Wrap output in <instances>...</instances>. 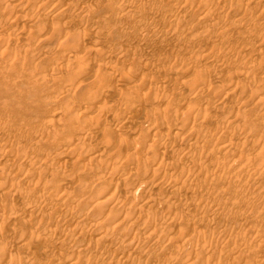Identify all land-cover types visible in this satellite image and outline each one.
Listing matches in <instances>:
<instances>
[{
  "label": "rangeland",
  "instance_id": "obj_1",
  "mask_svg": "<svg viewBox=\"0 0 264 264\" xmlns=\"http://www.w3.org/2000/svg\"><path fill=\"white\" fill-rule=\"evenodd\" d=\"M0 1V264H264V0Z\"/></svg>",
  "mask_w": 264,
  "mask_h": 264
},
{
  "label": "bare ground",
  "instance_id": "obj_2",
  "mask_svg": "<svg viewBox=\"0 0 264 264\" xmlns=\"http://www.w3.org/2000/svg\"><path fill=\"white\" fill-rule=\"evenodd\" d=\"M0 2H2V1H0ZM10 2H11V1H10ZM8 3H9V2H8ZM16 4H18V3H16ZM12 5H13V4H12ZM116 5H117V4H116ZM201 7H202V6H201ZM204 14H205V13H204ZM204 14H203V15H204ZM206 14H207V12H206ZM203 15H202V16H203ZM128 16H129V15H128ZM204 16H205V15H204ZM206 16H207V15H206ZM126 18H128V17H126ZM133 18H135V17L133 16ZM177 18H178V17H177ZM130 19H131V18H130ZM130 19H129V20H130ZM132 20H133V19H132ZM127 21H128V20H127ZM134 21H136V19H134ZM136 22H137V21H136ZM150 22H151V21H150ZM215 23H216V22H215ZM137 24H138V23H137ZM215 25H216V24H215ZM223 25H224V24H223ZM136 26H137V25H136ZM171 26H173V25H171ZM211 26H212V25H211ZM220 27H221V26H220ZM172 30H173V29H172ZM248 30H249V29H248ZM223 31H224V30H223ZM202 32H203V31H202ZM220 32H221V31H220ZM221 33H222V32H221ZM146 34H147V33H146ZM223 34H224V33H223ZM153 35H154V34H153ZM149 37H150V36H149ZM151 37H152V36H151ZM159 39H160V38H159ZM94 50H95L96 52H98V51L100 50V48H98V47L95 48V47H94ZM94 50H93V51H94ZM95 51H94V52H95ZM99 52H100V51H99ZM114 69H115V68L112 67V68L110 69V71H113ZM117 70H118V69H117ZM118 71H119V70H118ZM120 71H121V70H120ZM104 84H105V81L100 82V84L95 85V86L93 87V89H92V90H93V91H92V92H93L92 94H100L101 92H103V86H104ZM127 99H128V100L123 101V103H121V106H119V107H117V108L115 109V116L119 118V121H118L119 124H120L121 122H123L124 120H126V118L129 117L130 112H131V109L133 108V103L135 102V100H133V99H131V100H130L129 98H127ZM106 104H107V103H106ZM136 113H137V112H136ZM92 114H93V113H92ZM97 114H98V113H97ZM97 114H96L95 118L98 116ZM78 116H79V115H78ZM204 116H205V115H204ZM206 116H207V115H206ZM240 116H242V115H240ZM88 117H89V119H90V116H88ZM92 117H93V116H92ZM92 117H91V119H92ZM98 117H99V116H98ZM74 118H75V117H74ZM203 118H204V117H203ZM203 118H202V119H203ZM76 119H77V118H76ZM89 119H87V120L89 121ZM80 120H81V119H80ZM80 120H78V121L81 122L82 120H81V121H80ZM83 120H84V119H83ZM87 120H86V118H85L84 121H86V123H89V122H87ZM177 120H180V119H175L176 122H177ZM205 120H206V117H205ZM97 121H98V120H97ZM180 121H181V120H180ZM182 121H183V120H182ZM79 122H78V124H79ZM124 122H125V121H124ZM176 122H175V123H176ZM177 123H179V122H177ZM80 124H81V126H82L83 121H82V123H80ZM84 124H85V123H84ZM89 124H90V123H89ZM89 124H88V125H89ZM119 124H118V125H119ZM122 124H123V123H122ZM181 124H182V123H181ZM197 124H198V123H197ZM177 125H178V124H177ZM81 126H80V128H81ZM89 126H90V125H89ZM93 126H95V125L93 124ZM119 126H120V125H119ZM192 127H193V126H192ZM76 128H77V130H78V127H76ZM76 128L73 127V129H76ZM174 128H177V127L174 126ZM199 128H201V127H199ZM199 128H198V129H199ZM27 129H28V128H27ZM81 129H83V128H81ZM81 129H79V131H80ZM176 130H177V129H176ZM196 130H197V129H196ZM196 130H195V131H196ZM197 131H198V130H197ZM195 133H196V134H195L196 136H200L199 138H201V136L203 135V134H201V135L199 134V133H202V131H201V132L198 131V132H195ZM21 134H22V133H21ZM191 135H192V134H190V136H191ZM30 137H31V136H30ZM34 137H35V136H34ZM38 138H39V137H38ZM25 139H26V138H25ZM39 139H40V138H39ZM195 139H196V138H195ZM35 140H36V139H35ZM37 141H38V140H36V142L34 141L35 144H33V147H35L36 145H38V142H37ZM193 141H194V140H193ZM197 141H198V140H197ZM34 142H33V143H34ZM191 142H192V141H191ZM36 143H37V144H36ZM39 143H40V140H39ZM188 143H190V142H188ZM28 144L31 145V147H32V143H28ZM193 144H194V143H193ZM189 145H190V144H188V146H189ZM197 145H198V144H197ZM227 145H228V144H227ZM26 146H27V145H25V147H26ZM194 146H195V145H194ZM229 146H230V145H229ZM229 146H228V147H229ZM33 147L30 148V146H29L28 149L30 148V149L32 150ZM190 147H191V146H190ZM225 147H227V146L225 145ZM225 147L222 146V148H224V149L227 150V148H225ZM9 148H10V147H9ZM21 148H23L22 145H21ZM21 148L18 147L19 151H21V152H20V154H19V152H16L17 157H18V154L22 156L25 152H26V153H29V151L27 150V147H26L25 149L23 148L24 150L21 149ZM229 148H230V147H229ZM229 148H228V149H229ZM20 149H21V150H20ZM224 149H223V150H224ZM9 150H11V149H9ZM16 150H17V149H16ZM175 150L177 151V149H175ZM188 150H190V148H189ZM231 150H232V149H231ZM27 151H28V152H27ZM32 151H33V150H32ZM228 151H230V149L227 150V153H228ZM35 152H36V151H35ZM53 152H54V151H53ZM225 152H226V151H225ZM21 153H22V154H21ZM26 153H25L26 156H24V155H23L24 157L22 156V160H23V158L27 157V154H26ZM33 153H34V151H33ZM16 154H15V156H16ZM30 154H31V153H30ZM35 154H36V153H35ZM37 154H38V151H37ZM37 154H36V156H37ZM39 154H40V153H39ZM41 154H42V153H41ZM228 154H230V153H228ZM232 154H233V152H232ZM46 155H47V154H46ZM21 156H20V157H21ZM30 156H31V155H30ZM44 156H45V154H44ZM47 156H48V155H47ZM47 156H46V157H47ZM20 157L17 158V159H21ZM38 157H41V156H38ZM36 158H37V157H36ZM36 158H35V159H36ZM31 159H32V158H31ZM33 159H34V158H33ZM35 159L32 160V162H30L29 165H28V164H27V165H28L29 167H33V166L35 165V162L37 161V160H35ZM239 159H241V158H239ZM22 160H21V161H22ZM25 160H26V159H25ZM232 160H233V159H232ZM245 160H246V159H245ZM245 160L243 159L244 162H245ZM237 161L239 162L238 159H237ZM235 162H236V161H235ZM218 164H220V162H219ZM243 164H244V165L247 164V167H246L247 169H246V168H245V169H246V170H249V169H248V166H249L248 163H243ZM243 164H242V165H243ZM224 165H225V163H224V164L221 163L220 166H224ZM20 166H21V165H20ZM20 166H19V167H20ZM29 167H28V168H29ZM243 167H245V166H243ZM243 167H241V168L243 169ZM235 168L238 169L239 166H238V167H235ZM245 169H244L243 171L246 173L247 171H245ZM238 170H239V169H238ZM238 170H237V171H238ZM2 171H3V170H2ZM243 171H242V172H243ZM0 172H1V171H0ZM2 173H3V172H2ZM140 177H141V176H140ZM137 178H138V177H137ZM3 179H4V178H3ZM135 179H136V177L133 178V180H135ZM95 180H96V179H95ZM103 180H104V179H103ZM140 180H141V179H140ZM133 182H134V181H133ZM136 182H137V181H136ZM139 182H141V181H139ZM81 183H82V182H80V184H81ZM137 183H138V182H137ZM75 184H76V183H75ZM86 184H87V183H86ZM138 184H140V183H138ZM83 185H84V182H83ZM83 185H82V186H83ZM87 185H88V184H87ZM87 185H86V186H87ZM89 185H90V184H89ZM143 185H144V184H143ZM44 186H45V185H44ZM79 186H80V185H78L77 188H79ZM82 186H81V187H82ZM87 187H88V186H87ZM137 187H138V186H137ZM85 188H86V187H85ZM85 188H84V189H85ZM104 188H105V187H104ZM102 189H103V188H102ZM175 189H176V188H175ZM80 190H81V189H80ZM82 190H83V189H82ZM103 190H104V189H103ZM84 191H85V190H84ZM86 191H87V190H86ZM101 191H102V190H100V193H101ZM103 192H104V191H103ZM259 194H260V191H259L257 197H259ZM48 195H49V194H48ZM51 195H52V194H51ZM256 195H257V193H256ZM256 195H255V196H256ZM261 195H262V194H260V196H261ZM49 196H50V195H49ZM52 196H53V195H52ZM52 196H51V197H52ZM45 197H47V196H45ZM250 197H251V196H250ZM263 197H264V196H263ZM253 198H254V197H253ZM48 199H49V198H48ZM249 199H251V198H249ZM249 199H248V197H247V200H249ZM255 199L258 200V198H255ZM255 199H254V201H255ZM127 200H128V199H127ZM252 200H253V199H252ZM42 201H43V200H42ZM47 201H48V200H44L43 203H46ZM77 202H78V201H77ZM98 202L101 203V201H98ZM95 203H96V202H95ZM99 203H97V204H99ZM128 203H130L129 200H128ZM128 203H127V201H126V204H127L126 206L131 208V206H128V205H129ZM122 204H124V203H121V204H120V207L122 206ZM100 205H101V204H100ZM100 205H98V207H94V209L96 208V211H94V212H96V214H97V211H98L99 209L101 210L100 207H101L102 205H101V206H100ZM74 206L76 207V205H74ZM96 206H97V205H96ZM99 206H100V207H99ZM126 206H122V209H125ZM132 206H133V205H132ZM3 208L6 209V207H3ZM88 208H89V207H88ZM98 208H99V209H98ZM130 208H128V209H130ZM136 208H139V207H136ZM211 208H212V211H213V210L216 211V209H217L216 206H215V207H211ZM83 209H85V208H83ZM102 209H103V208H102ZM100 210L98 211V213H100ZM137 210L139 211L138 213H140V212L142 211V210H140V208L137 209ZM80 211H81V210H80ZM102 211H103V210H101V212H102ZM229 211H230V210H229ZM10 212H11V211H10ZM94 212L92 211L90 214H91V215H92V214L94 215V214H95ZM3 213H4V212H3ZM3 213H2V214H3ZM6 213H7V212H6ZM79 213H80V212H79ZM103 213H104V212H103ZM103 213H101V215H102ZM108 213H109V214H105V215H106V216H107V215L110 216V215H111V212H108ZM141 213H142V212H141ZM141 213H140L139 215H141ZM218 213H219V212H218ZM232 213H233V212H231V215H230V214H229V215H230V217H232L231 219H235V218H233V216H235V214H232ZM9 214H10V213H9ZM226 214H227V213L225 212V216L227 217ZM236 214H237V213H236ZM259 214H260V213H258V215H259ZM4 215H5V214H4ZM7 215H8V214H7ZM10 215H11V214H10ZM84 215H85V214H84ZM91 215H87V216L85 215V216H86V217H88V216L92 217ZM99 215H100V214H99ZM99 215H95V217H94V216H93V217L96 219V218L99 217ZM101 215H100V217H102ZM114 215H117V214L115 213ZM232 215H233V216H232ZM240 215H241V214H240ZM258 215L254 216V218L258 217L257 219H259V216H260V215H259V216H258ZM2 216H3V215H2ZM76 216H79V215L77 214ZM76 216H75V217H76ZM97 216H98V217H97ZM137 216H138V215H137ZM141 216H142V215H141ZM237 216H239V215L237 214ZM261 216H262V215H261ZM261 216H260V217H261ZM80 217H81V216L76 217V219H77V218H80ZM90 217H88V218H85V217H84V218H85V220H87V219H89ZM93 217H92V219H93ZM124 217H125V216H123L122 218L124 219ZM139 217H140V216H139ZM226 217H225V218H226ZM235 217H236V216H235ZM240 217H241V216H240ZM84 218H83V219H84ZM103 218H104V217H103ZM103 218H101V221H99L100 219L97 220V222H98L97 224H98V225L95 223V224L98 226V230H99V232L97 233V238H96V239H97V240H96L97 242H98V239H99V238H101L100 240H102V238H104V237L107 236V233H108V226H109L113 221H115V219H116L117 217L114 218V216L112 215V219H111L112 222H111L110 224H109V219H110L111 217H110V218H106V220H105V218H104V219H103ZM238 218H239V217H238ZM252 218H253V217H252ZM254 218H253V220H254ZM262 218H263V217H262ZM262 218H261L260 220H258L259 223H261V222L264 223V221H263L264 218H263V219H262ZM7 219H8V216L1 218L2 221H3V220L6 221ZM76 219H75V220H76ZM81 219H82V217H81ZM90 219H91V218H90ZM92 219H91V220H92ZM135 219H136V218H135ZM141 219H142V217H140V220H141ZM226 219H228V218H226ZM236 219H237V217H236ZM257 219H256V221H254L255 224L253 223V221L250 222V224H254V225L258 226L259 224L257 225V223H256V222H257ZM140 220H138V221H140ZM78 221H80V219H78L77 222H78ZM95 221H96V220H95ZM95 221H94V222H95ZM123 221H126V218H125V220H123ZM123 221L118 222V226H119V224H121V222H123ZM250 221H251V219H250ZM263 223H261L260 227H262V224H263ZM45 224H46V223H45ZM83 224H85V223H83ZM250 224L248 225L249 227H250ZM75 225H76V224H75ZM235 225H236V224H234L233 227H234ZM251 226H252V225H251ZM236 227H237V226H236ZM231 228H232V227H231ZM234 228H235V227H234ZM251 228H252V227H251ZM256 228H257V227H256ZM232 229H233V228H232ZM254 229H255V228H254ZM258 229H260V228H258ZM258 229H255V231H256V230L259 231ZM233 230H235V229H233ZM233 230H232V231H233ZM247 230H248V232H249V229H247ZM261 230H263V229L261 228ZM250 231H252V232L254 233L253 229L250 230ZM68 232H69V231H68ZM152 232H153V231H152ZM152 232L150 233V235H147V236L150 237L151 234H152ZM155 232H156V231H154L153 233H154V235L157 236V234H155ZM246 232H247V231H246ZM246 232H245V233H246ZM258 233H259V235H260V231H259V232H256V236H255V237H257V236L260 237V236L258 235ZM249 234H250V232H249ZM251 234H252V233H251ZM261 234H262V232H261ZM133 235H134V234H133ZM152 235H153V234H152ZM135 236H137V234L134 235L133 238H131L130 240H132V239L134 240V237H135ZM248 236H249V235H248ZM115 237H117V236L115 235ZM115 237H114V238H115ZM149 237H147V238H149ZM154 237H155V236H154ZM252 237H253V236H252ZM258 237H257V238H253V239H255V240H256V239H259ZM118 238H121V237L118 236ZM135 238H136V237H135ZM138 238H139V236H138ZM138 238H137V239H138ZM158 238H159V237H158ZM158 238H157V239H158ZM260 238H262V237H260ZM115 239H116V238H115ZM137 239H135V240H137ZM144 239H145V238H144ZM153 239H155V238H153ZM160 239H161V241L163 240V238H159V240H160ZM253 239H252V240H253ZM262 239H263V238H262ZM151 240H152V239H151ZM126 241H127V240H126ZM126 241H125V242H126ZM149 241H150V240H149ZM154 241H156V240H154ZM154 241H153V243L151 242V243L153 244V245L151 244L152 246H154V243H155V245H157L156 242H158V240H157L156 242H154ZM211 241H212V240H211ZM211 241H210V242H211ZM261 241H262V240H261ZM125 242H123L124 244L122 243L124 246H126V244L131 245V242H132V241H131V242H130V241H129V242L127 241L128 243H127V242L125 243ZM133 242H134V241H133ZM147 242H148V241H147ZM251 242H252V241H251ZM255 242H257V241H254V240H253V243H255ZM259 242H260V240H259ZM263 242H264V241H263ZM134 243H135V242H134ZM138 243H139V242H137V244H138ZM159 243H160V242H159ZM211 243H212V242H211ZM211 243H210V244H211ZM257 243H258V242H257ZM260 243H262V242H260ZM58 244H60V245L63 246V244H65V243H63V241H60V240H59V241H58ZM66 244H67V243H66ZM102 244H103V243H102ZM137 244H136V246H137ZM144 244H145V243H144ZM210 244H209V245H210ZM212 244H214V243H212ZM212 244H211V245H212ZM263 244H264V243H263ZM86 245H87V244H86ZM97 245H99V244H97ZM65 246H66V245H65ZM65 246H64V247H65ZM238 246H239V245H238ZM105 247H106V246H105ZM130 247H132V245H131ZM134 247H135V246H134ZM98 248H99V247H98ZM101 248H102V247H101ZM103 248H104V246H103ZM103 248H102V249H103ZM106 248H107V247H106ZM117 248H120L119 251L121 250V247L118 246ZM138 248H139V246L137 247V249H138ZM243 248H244V247H243ZM96 249H97V248H96ZM107 249H108V248H107ZM135 249H136V248H135ZM135 249L131 250V252H132V251L137 252V250H135ZM139 249H140V248H139ZM239 249H241V247H240ZM98 250H99V249H98ZM115 250H117L116 247H115ZM115 250L113 249V251H115ZM237 250H238V249H237ZM106 251H108V250H106ZM106 251H104V252H106ZM111 251H112V250H111ZM111 251H109V252H111ZM113 251H112V252H113ZM119 251L117 250V252L115 251V252H113L112 254L109 253V255L107 254V252L104 254L103 251H101L102 256H103V258L101 257V258H102L101 261H102V262H105V261H106V262H108V261L110 262L113 258L117 257V255L120 256V254L122 253V251L120 252V254H118ZM138 251H139V250H138ZM238 251H239V250H238ZM238 251H237V255H238V253H239ZM240 251H241V250H240ZM99 252H100V250H99ZM241 252H242V251H241ZM78 253H79V252H78ZM80 253H82V252H80ZM67 254H68V253H67ZM75 254H76V253H75ZM59 255H60V254H59ZM59 255H58V256H59ZM69 255H70V254H69ZM77 255H78V254H77ZM99 255H100V254H99ZM61 256H62V255H61ZM78 256H79V255H78ZM128 256H129V255H128ZM68 257H69V256H68ZM71 257H72V256H71ZM99 257H100V256H99ZM121 257H122V256H121ZM57 258H58V257H57ZM76 258H77V257H76ZM195 258H196V257H195ZM195 258H194V261L192 260L191 263H189V264H192V262H195V261L198 259V258H196V260H195ZM238 258H239V257H238ZM238 258H237V260H238ZM78 259H80V257H79ZM78 259H76V260L78 261ZM98 259H100V258H98ZM132 259H133V258H132ZM132 259H131V260H132ZM192 259H193V258H192ZM262 259H263V258H262ZM81 260H82V258H81ZM81 260H80V261H81ZM199 260L201 261V259H198V262H199ZM263 260H264V259H263ZM74 261H75V260H74ZM80 261H79V262H80ZM85 261H86V260H85ZM247 261H249V260H247ZM71 262H72V261H71ZM79 262H77V263H79ZM102 262H101V264H104V263H102ZM106 262H105V263H106ZM109 262H108V263H109ZM133 262H134V259H133L132 263H133ZM236 262L238 263L239 261H236ZM257 262H258V261H257ZM260 262H261V261H260ZM137 263H138V262H137ZM139 263H140V262H139ZM252 263H253V262H252ZM73 264H74V263H73ZM86 264H87V263H86ZM195 264H197V262H195ZM248 264H249V263H248ZM250 264H251V262H250ZM255 264H256V263H255ZM259 264H260V263H259Z\"/></svg>",
  "mask_w": 264,
  "mask_h": 264
}]
</instances>
